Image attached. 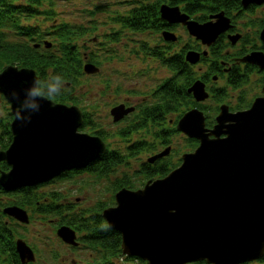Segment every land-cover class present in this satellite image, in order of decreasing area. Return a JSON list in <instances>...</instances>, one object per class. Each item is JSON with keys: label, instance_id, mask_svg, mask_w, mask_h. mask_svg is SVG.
I'll use <instances>...</instances> for the list:
<instances>
[{"label": "water", "instance_id": "water-1", "mask_svg": "<svg viewBox=\"0 0 264 264\" xmlns=\"http://www.w3.org/2000/svg\"><path fill=\"white\" fill-rule=\"evenodd\" d=\"M160 10L163 17L186 23L189 32L208 45L230 25L223 11L214 14L216 20L201 23L188 19L179 6L163 4ZM261 36L264 39V29ZM231 38L235 41L237 37ZM254 53L241 59L262 63L264 54ZM187 55L190 61L198 59L196 51ZM90 66L86 63L84 69ZM37 79L36 70L29 66L8 64L0 70V93L13 114L11 142L0 148V163L5 160L9 165L5 170L0 164V185L7 190L85 167L106 148L100 137L79 131L83 121L79 106L29 96ZM190 91L197 100L208 96L200 80ZM129 109L121 104L112 113L119 119ZM215 118L216 123L208 127L203 110L193 107L186 111L178 129L199 141L196 148L183 153L182 162L166 175L149 179L138 189H119L116 204L103 209L108 225L122 235L123 253L139 256L148 264L197 260L239 264L264 255V96L235 112L222 105ZM4 211L23 222L30 219L27 210L18 205H9ZM57 232L66 242L77 243L70 226L62 225ZM16 249L22 262L35 259L34 250L21 237Z\"/></svg>", "mask_w": 264, "mask_h": 264}, {"label": "flooded vegetation", "instance_id": "flooded-vegetation-1", "mask_svg": "<svg viewBox=\"0 0 264 264\" xmlns=\"http://www.w3.org/2000/svg\"><path fill=\"white\" fill-rule=\"evenodd\" d=\"M240 1L239 9L235 8L229 12L220 10L223 11L225 16L229 19L230 25L209 45L204 43L200 38L192 35L189 32L187 24L183 21L171 20L160 16L158 8V11L155 13L151 11L145 12L144 14L149 15L150 18L149 16H146L145 18L148 19H144L145 21L137 20L140 27H137L138 29L136 30L130 26L122 27V25H124L123 23H128L130 20L124 22H122V20H115L112 22V24H119V28L110 27L109 32H104L102 35L105 37L100 41L99 45H105L103 46L104 52L114 53L113 55L107 54L104 55V57H100L102 54L98 55L95 50L85 53L79 46V50L82 52V54L79 55L83 61L82 65L84 66L85 63L91 64L89 70L85 71L83 69V73L85 76L88 75L89 79L88 92H90L88 96L90 97V102L88 103V108L86 107V114L88 116L84 114V121L79 131L100 137L105 142L106 148L99 157L91 160L85 167L72 169L67 175L65 174V177L59 175L48 182L37 184V187L31 189L40 191L41 188L50 186L57 181L67 178H75L77 176L86 175L98 177V175H94L95 173L92 172L93 170H100V163L103 160L109 159L108 153L110 151H114L117 157L119 155V164L115 171H102L100 178H108L112 174V177H114L112 183L117 177H125L124 174L135 179L137 175H140V172L143 169H146L148 164L149 166L154 165L155 168H162L163 165L170 162V160H173L174 163H180L182 154L185 151H182L180 154H174L173 157V153H175L174 138L182 134L185 139L182 137L181 139L186 141L190 146L189 136L178 129V122L181 116L191 107H198L188 104L190 96L194 100V103L203 107L198 108L203 110L207 126L209 127L213 126L216 122L215 114L219 112L222 104L227 106L229 111L235 112L249 108L256 97L264 96V61L260 63L257 61H250L249 59H241L245 55H250L253 52H261L264 54V39L261 36V32L264 29V1L261 3L250 2L247 5H244L242 0ZM261 4L263 5V10L258 12L260 15H257L256 9L260 7ZM220 11L211 13L207 16L205 21L197 20L195 16L185 11L182 12L189 15L188 19H194L203 23L210 20H216L214 14L219 13ZM121 13L127 14L126 10ZM151 14H153L154 17H151ZM244 15L249 18L244 20ZM55 22L56 21H54V23ZM89 22L91 24L84 26L88 29L85 33L94 30L97 27V24H99L98 21L94 19ZM178 27L184 28L187 33H189V40L187 41L186 39L181 44H178L182 37V35L177 32L176 28ZM122 33H131V35L126 37V35H121ZM138 33H146L149 35L157 34L158 36L157 39L155 38V41H151L147 38L133 37V35ZM171 35H173L174 38ZM234 36L237 37L235 41L231 38ZM244 36H246V38ZM82 37H84V35ZM128 40L132 41L131 45H135L130 51L139 54L140 57L137 59L141 60L143 64L141 66H134L138 68L129 71V74H127L128 72L123 74L125 69L121 72V77L125 78V80L130 83L135 84H129L128 86L124 85L123 87L118 86L119 84L114 86L111 84L109 77L104 76L102 73L105 71L104 66L114 60H119L125 63L132 57L128 50L126 53L127 56L117 59V55L121 53V51L116 54V50L113 51L112 46L109 45L120 41L123 51L126 52ZM191 41H195L196 43L191 45ZM35 43H37V46L39 47L43 44V39L41 40L37 38ZM214 49H222L223 53L221 57L212 56V50ZM242 49L245 51L242 54H238L237 52ZM190 50L198 53V59L196 61H190L191 59L188 58L187 54ZM205 50H207L206 53H204ZM174 54L178 55V60L176 62L173 59ZM255 58L257 59V57ZM180 60L187 62V64L180 67L178 64ZM203 62L207 64L205 67ZM120 65H122V63ZM189 65H191L194 71H196V75H193L194 79L192 81H190L188 75ZM158 66L167 68L170 71V74L162 77L158 84L148 87L150 93L144 95L146 98L138 102H132V98L139 97L142 91H144L143 88L135 87V85L141 82L142 76H146L152 71V68ZM197 66L198 68H196ZM114 72H116V69H114ZM95 75L101 77V84L98 88L91 91ZM222 78L225 80V84L218 82L219 79ZM195 80H200L205 85L208 96L204 99L197 100L193 91H190V87ZM250 80H254V87L251 90H245L244 86H246ZM174 81H176V83H174ZM165 82L168 83V86L165 88H170V90H173V93H181L182 99L178 103H181L183 108L181 107L178 111L174 110L173 104H170V106H158V104L163 101L165 95L160 86ZM230 90L236 92L234 103L225 101L227 98L232 97ZM96 96L107 98L103 107H106V112L112 117H110L111 119L102 121L101 118L100 120L98 119L99 117L97 115H93L95 108L99 110L95 102ZM211 98L216 101V106L214 108H210L209 103H207V100ZM121 104L125 107H130V109L123 113L119 119H115L112 109ZM102 112H104L103 109ZM189 148L186 151H189ZM165 150H168V152L150 160L151 157ZM145 154L146 156L144 157ZM133 158H136L138 162L136 165H132L131 169L134 171L133 175L128 174L129 172L126 171L122 174L120 172L116 173L119 166H131V164L127 163ZM53 192L60 193L59 191ZM50 200L52 199L49 195L43 199L40 198L39 201H37V205L39 203L45 204L44 201L49 202ZM65 200L66 197L63 195L60 202L63 201V203H66ZM74 203H76V201L66 204L74 205ZM28 211H32V207H30ZM8 220L9 218L6 221ZM59 226L60 225L57 223V227ZM32 247L35 250V247Z\"/></svg>", "mask_w": 264, "mask_h": 264}, {"label": "trees", "instance_id": "trees-1", "mask_svg": "<svg viewBox=\"0 0 264 264\" xmlns=\"http://www.w3.org/2000/svg\"><path fill=\"white\" fill-rule=\"evenodd\" d=\"M123 2L127 5L125 9L127 14L118 13L114 19L122 20V22L130 20L128 23H123L122 27L130 26L136 30L138 29L137 27H140L137 20L145 21L144 19H148L145 17L149 15H145L144 13L148 11L155 13L163 2L179 6L182 11L195 16L197 20L205 21L211 13L220 10L229 12L235 8L239 9L241 1L124 0ZM103 6L104 4L101 7ZM98 8L100 6H96L95 9ZM95 9H89V11L93 13ZM56 14L55 0H0V69L9 63H17L19 66L34 68L39 76V80L45 85V92H60L53 100L80 105L84 110V114L87 115L86 106L81 105L82 97L77 95L75 91L79 87L80 77L84 74L83 61L79 56L82 52L79 50L77 40L88 29L84 25L72 24L64 20L50 26L46 25V29L44 30L41 29V24L39 27L35 22V24L32 23V20L37 21L40 19L38 17L42 15L44 18L46 16L52 18ZM151 17H154V15L151 14ZM46 36L54 37L51 47L46 48L44 43L39 47L34 45L37 40L36 38L42 40ZM244 37L246 38V36ZM195 43V41L190 42L191 45ZM244 51L242 49L237 53L242 54ZM222 53V49L212 50V56L214 57H221ZM173 59L176 62L178 55L174 54ZM178 64L181 67L187 64V62L180 60ZM188 75L190 81L194 79L193 75H196V71H194L191 65H189ZM53 85L54 87H51ZM167 86V82L160 86L165 95L163 101L158 106H170V104H173L174 110L178 111L181 107L183 108V105L178 103L182 99L181 93H173V90H170V88H165ZM0 97H2L1 94ZM188 104L203 108L194 103L191 96L189 97ZM5 110V114L0 115L1 148H6L11 141L10 121L12 114L8 106H5ZM189 140L190 147L198 145L197 139L190 138ZM189 149L191 150L192 148ZM108 157V160H103L100 163L99 171L93 170L92 173H95L94 175L101 177L102 171H115L120 161L119 155L117 157L114 151H110ZM178 164L174 163L173 160L164 164L162 168H155L154 165L149 166L148 164L146 169H143L135 179L127 174H124L125 177L122 178L117 177L112 183L114 194L123 187L138 188V186L144 185L150 178L165 175ZM1 166L8 168L5 161L1 163ZM48 195L51 196L52 200L49 202L44 201L45 204L39 203L37 205V201L40 198H45L42 192L30 187H21L14 191H7L0 186V264H22L15 249V238L16 235L22 238L25 236L16 230V226H9L11 221L19 222L13 218H9V221H6L7 217L2 211V207L10 204L21 206L27 210L32 207V210L36 212L59 218L58 225L64 224L74 228L78 235V240L89 251V256L93 257L88 262L79 264H148L146 260L138 256L123 253L121 233L109 227L101 213L104 207L111 205L110 202L99 200L93 206L77 208L75 203L72 205L63 203V201L60 202L63 194L52 192ZM104 225L108 227L105 228ZM37 251L38 249L35 247V252ZM256 261L264 264V255L256 259ZM188 264L209 263L205 260H197ZM243 264H253V262H245Z\"/></svg>", "mask_w": 264, "mask_h": 264}, {"label": "rangeland", "instance_id": "rangeland-1", "mask_svg": "<svg viewBox=\"0 0 264 264\" xmlns=\"http://www.w3.org/2000/svg\"><path fill=\"white\" fill-rule=\"evenodd\" d=\"M124 1V0H121ZM119 0H55V9L57 11L56 16L61 17V20L69 21L73 23H78L84 26H88L91 24L90 20H97L99 24H97V27L94 30L89 31V33H85L84 37H80L78 41V45L81 50L85 53H88L91 50H95L97 54H102L100 57H104V55L107 54H114L111 52H104L103 46L105 45H99L100 41L103 40L105 36L102 34L104 32H109L110 27H117L120 26L117 23H113L115 21L114 17L118 14L124 11L127 7V5L124 4V2H121ZM104 4L103 7H101ZM96 6H100V8L95 9ZM104 8V10H102ZM89 9H95V11L92 13L89 11ZM261 10H263V5L261 4L260 7L256 9V14L260 15ZM256 16V15H254ZM39 21L41 24V29H46V25L50 26L51 19H46L39 17ZM244 20H247L249 17L244 15ZM42 21V22H41ZM241 21V19H240ZM177 32L182 35L180 42L178 44H181L186 39L189 40V33L182 28L178 27L176 28ZM121 35H131V33H122ZM156 35H149L146 33H138L133 35L135 38H147L151 41H155V38L157 39ZM47 39H50L51 42L53 41L54 37H46ZM121 41V40H120ZM118 42H114L110 44L109 46H112V50H116L117 59L123 58L124 56H127V51L129 50L130 56L132 57L129 59V61L123 63L119 60H114L104 66L105 71L102 73L104 76H108L111 80L112 85H118L123 87L124 85L128 86L129 84H135L130 83L129 81L125 80V78L121 77V72L125 74H129L131 70L136 69L138 65H142L143 62L137 58H139V54L135 52H131L130 49H133L135 45H131L132 41L128 40L127 46H126V52L123 51L122 44ZM193 41V40H192ZM191 41V42H192ZM118 43V44H117ZM98 47V50H97ZM125 54V55H124ZM135 56V57H134ZM122 63V65H120ZM204 63V62H203ZM202 65V64H201ZM207 64L204 63V67ZM198 68V66L196 67ZM114 69H116V72H114ZM2 70V69H0ZM170 74V71L165 68L158 66L156 68H152V71L147 74L146 76H142L141 82L139 84H136L135 87L143 88L144 91L140 94L139 97H134L131 99L132 102H138L142 99L146 98L144 95H147L150 93V89L148 87L154 86L155 84H158L160 82V79L166 75ZM103 76V75H101ZM221 84H225V80L219 79L218 81ZM101 84V77L98 75H95V78L93 80V85L91 88V91L98 88ZM76 90V94L80 95L82 97L81 105L86 106L88 108V103L90 102L89 92H88V86H89V79L88 75L85 76L82 75L80 78V83L78 85ZM254 87V80H250L249 83L244 86V89L251 90ZM230 93L232 97L227 98L225 101L229 103L235 102V95L236 92L230 90ZM110 98V94H109ZM107 101L106 97H95V102L97 104V107L99 110L95 108V111H93V115H97L100 120L107 121L108 119H111L112 117L106 112V107H103V104ZM207 103H209L210 108H214L216 106V101L211 98L207 100ZM5 106L9 107V104L5 102V100L0 97V115H4L6 110ZM104 112H102V109ZM111 117V118H110ZM185 139L182 134L180 136H176L174 138L175 143V153L174 154H180L182 151H186L190 146L189 144L182 140ZM195 147V146H194ZM190 147V148H194ZM146 154L144 155V157ZM176 158V157H175ZM137 159L133 158L128 164H131V166H119L116 170V173L120 172L121 174L126 172H129L128 174L133 175L134 171L131 169L132 165H136ZM112 174L107 178L104 177L101 179L100 177L96 176H77L75 178H67L62 179L60 181L55 182L54 184H51L50 186H46L45 188H41V192L43 193V196H48L49 193H52L53 191H59L63 195H65L66 203L75 202V205L77 208H84L95 205L99 200H104L107 202H110L111 204L115 203L114 198V188L112 185ZM31 215V219L27 223H16L11 221L10 225L16 226V230L24 234L25 241L29 242L32 246L36 247L38 251L36 252L37 258L35 262L33 261L32 264H79V263H85L88 262L93 257L89 256V251L84 248L83 244L80 243L79 248L72 249L71 245L68 243H64L63 240L61 241L60 237L56 234L57 230V223L59 221V218L53 217L52 215H44L43 213L36 212L34 210L29 211ZM8 219V218H7ZM9 221V220H8ZM15 231V230H14ZM17 237V235H16ZM83 246V247H82ZM57 255V256H54ZM253 264H262L260 262H257L256 260L251 261Z\"/></svg>", "mask_w": 264, "mask_h": 264}, {"label": "clouds", "instance_id": "clouds-1", "mask_svg": "<svg viewBox=\"0 0 264 264\" xmlns=\"http://www.w3.org/2000/svg\"><path fill=\"white\" fill-rule=\"evenodd\" d=\"M44 87H45V85L39 79H37L34 83V86L31 89H29L28 95L33 97V98L40 97V98L54 99L56 96H58L60 94V92H52V91L45 92ZM51 87H54V85ZM16 98L18 99V97H16ZM21 107H22V105H21ZM32 107H34L36 110L39 109L38 104H33ZM20 109L21 108L17 109V118L18 119H20V116H19ZM104 227L106 228L108 226L104 225Z\"/></svg>", "mask_w": 264, "mask_h": 264}, {"label": "bare ground", "instance_id": "bare-ground-1", "mask_svg": "<svg viewBox=\"0 0 264 264\" xmlns=\"http://www.w3.org/2000/svg\"><path fill=\"white\" fill-rule=\"evenodd\" d=\"M223 105V104H222ZM222 105H221V107H220V110H219V112L217 113V114H215V117L221 112V109H222ZM92 135V134H91Z\"/></svg>", "mask_w": 264, "mask_h": 264}]
</instances>
